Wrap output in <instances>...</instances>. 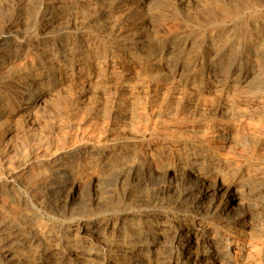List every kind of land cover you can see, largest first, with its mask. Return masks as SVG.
<instances>
[{
    "label": "bare ground",
    "instance_id": "1",
    "mask_svg": "<svg viewBox=\"0 0 264 264\" xmlns=\"http://www.w3.org/2000/svg\"><path fill=\"white\" fill-rule=\"evenodd\" d=\"M100 1L40 0L37 8L42 28L68 14L76 17L90 11ZM198 2L194 3L198 6ZM23 5L20 0L16 11L21 13L26 2ZM105 9L97 10L88 22L108 17ZM20 20L8 19L0 35V124L9 112L30 114L49 92L68 80H82L89 57L94 58L98 68L106 64L94 50L96 41L85 32L54 46L45 44L47 40H37L35 57L25 55V44L11 39V31ZM108 24L105 19L97 29L104 32ZM220 42L212 37L195 42L202 52L195 60L199 72L186 71L178 63L171 66L177 56L175 43L165 42L157 61L143 69L133 63L134 53L128 48L123 62L108 65L110 72L102 73L103 78L123 87L133 79H148L159 88L170 85L168 92L166 88L156 92L153 88L154 95L143 102L132 96L135 100L118 99L110 109L104 104L95 105L93 112L101 117L100 126L95 122V126L88 127L77 113L75 126L79 131L75 135L56 125L59 134L34 131L29 139L24 138L21 148L12 145L16 151L0 155V264H264V222L254 229L246 222L252 209L257 208L254 200L264 211V68L258 65L257 51L251 45L244 54L231 55V47H219ZM189 43L183 40L182 47ZM21 58L24 61L15 65ZM103 85L109 90L110 86ZM11 88L24 101L16 102L13 108L7 97ZM140 92L144 94L145 90ZM235 155L247 161L236 165ZM61 219L66 221L59 223ZM182 230L185 233L180 235Z\"/></svg>",
    "mask_w": 264,
    "mask_h": 264
},
{
    "label": "rangeland",
    "instance_id": "2",
    "mask_svg": "<svg viewBox=\"0 0 264 264\" xmlns=\"http://www.w3.org/2000/svg\"><path fill=\"white\" fill-rule=\"evenodd\" d=\"M24 1V5L26 2V6L25 9L22 10V12H17L16 11V6L19 4L20 0H17V2L15 0H4V2L2 0H0V35H2L5 31V25L8 21V19H15V18H21V20L19 21L17 26H14L12 31H11V39L17 42H22L23 44H25V49H24V53L25 55L28 54V56H31L32 58L35 57L36 55V45L38 43L37 40H47L44 43L45 44H50V45H56L60 42H62V40L66 39V38H75L76 35H78L80 32H85L86 36H88L91 40L96 41L97 44L95 49L98 54H100L99 58L101 60H106L105 63H102V68H98L96 67V65L94 64L95 60L94 58L89 57V61H88V65L86 64L82 74L85 75L84 78L79 79V78H73L71 80H68L66 83L61 84L60 86L55 87V89H53L51 92H49L48 94L50 95H46L44 100L41 102V106L39 105L36 108H34L32 112L26 113L24 111H12L7 113V115L3 118L2 123L0 124V155L1 154H10L14 151H16V149H12L14 148H21L22 146V142L25 141V139H29L31 134L34 133H46L48 135H52L53 134H59L60 131L58 129V127H62L64 129V131H69V135H75L79 130L77 128L76 123L79 121L80 119H83L86 121L85 125H88V127H92L95 122H96V126H100L101 122V117H98L96 115V112H93V106H97L99 104H104L106 106V109H109L114 105V103L116 104V102H118V99L122 100V99H129L132 98L133 100H135L137 98L136 101L141 100L140 102H143L144 100L149 99L150 97H152L154 95V93L156 92L157 89H165L166 92L169 91V86L170 85H164L163 87H156L155 85H153L152 82H150L148 79H142V81L138 80V79H133V80H137L140 82V84L137 81H130L129 83H127L124 87L122 85H119L118 82H114L113 80H108L103 78L102 73L104 74H108L110 72V68L108 67V65H112L115 62H123V55L124 57L126 56L127 49H131L130 52H133L134 56H133V63H137V65H139L141 67V69H143L145 66H150L151 63H154L156 60L157 61V55H159V53L162 50V46L165 42H170V43H175L176 46V53L177 56L175 57L174 60L171 61V66L174 63H178L180 64V66H182L183 69H185L186 71H194V72H199L200 67L196 65L195 60L199 55H202L201 51L199 48L196 47V43L200 40H210L211 37L213 38V40H220V44L219 47H222L226 44L229 45V47H231L230 49V54L231 55H240V54H244L245 49H247V47L249 45H251V47L254 49V52H256L258 54L257 56V63L258 65H260L261 69L263 70L264 68V0H193L194 2H198V6L196 5V3L192 2V0H144L143 2H136L135 0H102L100 1V3H97V5L92 6V8H90V11H82L83 13H78L75 17V15L72 14H68L66 16H63L64 20L62 17H60L59 19H57L53 24L55 25H50L47 28H42V18L38 13V6L39 3L37 0H23ZM37 1V2H36ZM110 1V2H109ZM130 1V2H129ZM158 1V2H157ZM208 1V2H207ZM240 1V2H239ZM253 1V2H252ZM33 4H32V3ZM35 2V3H34ZM102 2V3H101ZM125 2V3H124ZM147 2V3H146ZM152 2V3H151ZM182 2V3H181ZM250 2V3H249ZM252 2V3H251ZM6 6L8 4L7 7ZM29 3V4H28ZM119 3V4H117ZM124 3V4H123ZM129 5H127V4ZM141 3V4H140ZM146 3V4H144ZM179 3V4H178ZM216 3V5L214 4ZM17 4V5H16ZM28 4V9H26ZM36 4V5H35ZM103 4V5H101ZM109 4V5H108ZM117 4V5H116ZM134 4H136L135 6H133ZM143 4V5H142ZM169 4V5H168ZM192 4V5H191ZM213 4V5H212ZM220 4V5H219ZM246 4V5H244ZM23 5V6H24ZM111 5V6H110ZM123 5V9L121 8ZM145 5V6H144ZM177 5V6H176ZM182 5V6H180ZM195 5V6H194ZM202 5V6H201ZM235 5V6H234ZM250 5V6H249ZM12 6V7H11ZM33 6V11L30 10V8L32 9ZM110 6V7H109ZM125 6V7H124ZM128 6V7H127ZM143 6V7H142ZM148 6V7H146ZM206 6V7H205ZM244 6V7H243ZM247 6V7H245ZM253 6V7H252ZM96 7V8H95ZM135 7V8H134ZM141 7V8H140ZM216 7V8H214ZM219 7V8H218ZM249 7V8H248ZM256 7V8H254ZM14 8V9H12ZM100 8L105 9L106 14L109 15L108 17L105 18V16H100L99 18L93 20V21H89L88 19L91 15H93L95 12H97V10H99ZM118 8H120L118 10ZM138 8V9H137ZM147 8V9H146ZM150 8V9H149ZM206 8V9H205ZM208 8H210L208 11ZM212 8V9H211ZM218 8V10H217ZM226 8V9H225ZM234 10H233V9ZM243 8V9H242ZM35 9V10H34ZM92 9V10H91ZM94 9V10H93ZM110 9V10H109ZM125 9V10H124ZM143 9V10H142ZM145 9V10H144ZM192 11H191V10ZM204 9L207 11L205 12ZM237 9V10H236ZM250 9V10H249ZM7 10V11H6ZM13 10V12H12ZM89 10V9H88ZM118 12H117V11ZM122 10H123V15H122ZM137 10L139 13H137ZM174 10V11H173ZM212 10V11H211ZM26 12V14H24V12ZM28 11V12H27ZM113 13H112V12ZM142 11V12H141ZM150 11V12H148ZM171 11V12H170ZM230 11V12H229ZM242 11V12H241ZM5 12H7L5 14ZM31 12V13H30ZM91 12V14H90ZM141 12V13H140ZM143 12L144 15H143ZM204 12V13H203ZM212 12V13H211ZM218 14H217V13ZM230 13L227 15V13ZM238 12V13H237ZM251 12V13H250ZM261 12V13H260ZM12 15H11V14ZM19 13V14H18ZM28 13V14H27ZM121 13V14H120ZM130 13V14H129ZM133 13V14H132ZM149 13V14H147ZM226 13V14H225ZM237 13V16H236ZM242 13V14H241ZM23 14V15H22ZM32 14V15H31ZM34 14V15H33ZM136 16H135V15ZM141 14V15H138ZM159 14V15H158ZM204 14V15H202ZM234 14V15H233ZM17 15V16H16ZM21 15V16H19ZM81 17H80V16ZM83 15V17H82ZM115 15V16H114ZM128 15V16H127ZM149 15V16H148ZM196 15V16H195ZM212 15V16H211ZM233 15V16H232ZM244 15V16H243ZM16 16V17H15ZM26 17L23 18V17ZM67 16L69 18H67ZM74 16V17H73ZM112 16V17H110ZM123 16V17H122ZM128 18H127V17ZM131 16V18L129 17ZM137 18H135V17ZM155 16V17H153ZM159 16V17H158ZM197 18H195V17ZM203 16V17H202ZM211 16V17H210ZM236 16V17H235ZM5 17V18H4ZM11 17V18H10ZM14 17V18H13ZM78 17V18H77ZM104 17V18H102ZM110 17V19H109ZM143 17V18H141ZM147 17V18H146ZM152 17V18H150ZM185 17V18H184ZM193 17V18H192ZM200 17L205 18L206 20H202V18L200 19ZM232 17V18H231ZM256 17V18H255ZM262 17V18H260ZM74 18V20H73ZM80 18V20H78ZM85 18V19H83ZM102 18V19H101ZM112 18V20H111ZM134 20H133V19ZM146 18V19H145ZM154 18H159V19H154ZM170 18V19H169ZM217 18V19H216ZM224 18V19H223ZM25 19V20H24ZM32 19V20H31ZM34 19V20H33ZM69 19V20H68ZM104 19V20H103ZM105 19L106 22L108 24V28L109 30H105L104 32L100 31L97 29L98 24L100 23H105ZM115 21H114V20ZM139 19V20H138ZM144 19V21H142ZM175 19V20H174ZM178 19V20H177ZM219 19V20H218ZM222 19L223 22H220V20ZM227 19L229 21H227ZM263 19V20H262ZM38 20V21H37ZM61 20V21H59ZM63 20V21H62ZM82 20H84L82 22ZM99 23H98V21ZM149 20V21H148ZM180 20V21H179ZM197 22H194V21ZM210 20V21H209ZM212 20V21H211ZM254 20V21H253ZM72 21V22H71ZM75 23H74V22ZM103 21V22H100ZM114 21V23H113ZM131 21V22H130ZM136 21V22H135ZM141 21V22H139ZM173 21V22H172ZM175 21L178 24H175ZM205 21V22H204ZM236 21V22H234ZM37 22V23H36ZM39 22V23H38ZM41 22V23H40ZM60 24H58V23ZM88 22V23H87ZM97 22V24H96ZM116 22V23H115ZM123 22V23H122ZM139 22V23H138ZM146 22V23H145ZM156 22V23H155ZM207 22V24H206ZM209 22V23H208ZM217 22V23H216ZM234 22V23H233ZM239 22V23H238ZM21 23V24H20ZM25 23V24H24ZM29 23V24H27ZM72 23V24H71ZM77 23V24H76ZM86 23V24H85ZM137 23V24H136ZM171 23V24H170ZM173 23V24H172ZM191 23V25L189 24ZM196 25H195V24ZM212 23V24H210ZM250 23V24H249ZM254 23V24H253ZM20 24V25H19ZM57 24V25H56ZM82 24V25H81ZM88 24V26H87ZM91 24V26H89ZM95 24V25H94ZM136 24V25H135ZM143 24V25H142ZM149 24V25H148ZM154 26V27H152ZM160 24V25H159ZM170 24V25H169ZM175 24V25H174ZM202 24V25H200ZM221 24V25H220ZM3 25V27L1 28V26ZM31 25V26H30ZM118 25H120L118 27ZM126 25V26H125ZM128 25V26H127ZM132 25V26H131ZM144 26V27H141ZM188 25V27H187ZM229 25V27H228ZM248 25V27H247ZM251 25V26H249ZM40 26V27H39ZM74 26V27H73ZM80 26V27H79ZM94 26L96 28H94ZM125 26V27H124ZM166 26V27H165ZM185 26V27H184ZM192 26V27H191ZM194 26V27H193ZM198 29H196V27ZM207 26V27H206ZM209 26V28H208ZM214 26V27H213ZM238 26V27H237ZM246 26V27H245ZM52 28L50 30V28ZM67 27V28H66ZM70 27V28H69ZM72 27V28H71ZM90 27V28H89ZM114 29H113V28ZM129 27V28H128ZM141 27V28H140ZM152 27V28H151ZM177 27V28H176ZM179 27V29H178ZM184 27V28H182ZM234 27V28H233ZM258 27V28H257ZM35 28V29H33ZM41 28V29H39ZM49 28V29H48ZM62 28L63 31H61L60 29ZM65 28V31H64ZM85 28V29H84ZM111 28V30H110ZM118 28V29H117ZM120 28V29H119ZM127 28V29H124ZM131 28V29H130ZM144 28V29H143ZM188 28V30H187ZM202 28V29H201ZM260 28V29H259ZM15 29V30H14ZM37 29V30H36ZM69 29V30H68ZM73 29V30H72ZM115 29H116V33H115ZM130 29V30H129ZM136 29V30H135ZM149 29V30H148ZM168 29V30H167ZM170 29V30H169ZM185 29V30H184ZM258 29V30H257ZM48 30V31H47ZM78 30V31H77ZM123 30V31H122ZM126 30V31H124ZM173 30V31H172ZM179 30V31H176ZM204 30V31H203ZM209 30V32H208ZM215 30V31H214ZM221 30V31H220ZM36 33H34V32ZM58 31V32H57ZM74 31V32H73ZM111 31L113 32L112 34H108L109 32L111 33ZM120 31V33H119ZM146 31V32H145ZM153 31V32H152ZM189 31V32H188ZM228 31V32H227ZM249 31V32H248ZM16 32V33H15ZM28 32V33H27ZM45 32V33H44ZM62 32V33H60ZM72 32V33H71ZM100 32V33H99ZM124 32V33H123ZM139 32V33H137ZM164 32V33H163ZM175 32V33H173ZM192 32V33H191ZM251 32V33H250ZM254 32V33H253ZM24 33V34H23ZM31 33V34H30ZM32 33H34L32 35ZM40 33V34H39ZM49 33V34H46ZM97 33V34H96ZM102 33V34H101ZM107 33V34H105ZM123 33V35H122ZM129 33V34H128ZM132 35H131V34ZM142 33V34H141ZM177 33V34H176ZM182 33V34H181ZM203 33V34H202ZM226 33V34H225ZM22 36H21V35ZM101 34V35H100ZM115 34V35H114ZM117 34V35H116ZM127 34V35H125ZM156 34V35H155ZM197 34V35H196ZM251 34V35H250ZM258 34V35H257ZM20 35V36H19ZM30 35V36H29ZM39 35V36H38ZM41 35V36H40ZM64 35V36H63ZM95 35V37L93 36ZM97 35V36H96ZM100 35V36H99ZM121 35V36H120ZM134 35V36H133ZM142 35V36H141ZM160 35V36H159ZM168 35V36H167ZM202 35V36H201ZM250 35V36H249ZM91 36V37H90ZM108 36V37H106ZM139 36L141 37L139 38ZM151 36V39H149ZM171 38H170V37ZM176 36V37H175ZM182 36V37H181ZM14 37V38H13ZM22 37V38H21ZM43 37V38H42ZM57 37V38H56ZM62 37V38H61ZM104 37V38H103ZM148 37V38H147ZM173 37V38H172ZM261 37V39H260ZM1 38V37H0ZM20 38V39H18ZM26 38V39H25ZM34 38V40H33ZM55 38V39H54ZM107 38V39H106ZM113 38V39H112ZM116 38V39H115ZM139 38V40H138ZM162 38V40H161ZM184 38V39H183ZM187 38V39H186ZM222 38V39H221ZM229 38V39H228ZM259 40H258V39ZM59 39V40H58ZM96 39V40H95ZM112 39V40H111ZM160 39V40H159ZM254 39V40H253ZM20 40V41H19ZM33 42H31V41ZM36 40V42H35ZM118 40V41H117ZM125 42H124V41ZM131 40V41H130ZM148 40V42H147ZM182 40V41H181ZM183 40H189L191 45H187V46H183L182 47V42ZM196 40V41H193ZM198 40V41H197ZM223 40V41H222ZM244 40V41H243ZM27 41V42H26ZM58 41V42H57ZM101 41H105L104 43H101ZM117 41V42H116ZM128 41V42H127ZM130 41V42H129ZM135 41V43H134ZM152 41V42H151ZM179 41V42H178ZM236 41V42H235ZM261 41V43H260ZM48 42V43H47ZM51 42V43H50ZM139 42V43H138ZM142 42V43H141ZM193 42V43H192ZM196 42V43H195ZM242 42V43H241ZM244 42V43H243ZM256 42V43H255ZM259 42V43H258ZM30 43V44H28ZM131 43V44H130ZM154 43V44H153ZM189 43V44H190ZM103 44H105L103 46ZM114 44V45H112ZM148 44V46H147ZM158 44V45H157ZM180 44V45H179ZM237 44V45H236ZM255 44V45H254ZM31 47H29V46ZM35 45V46H33ZM98 45V46H97ZM123 45V46H122ZM125 45V46H124ZM132 45V46H131ZM156 45V46H155ZM236 45V46H235ZM248 45V46H247ZM259 45V46H258ZM262 45V46H261ZM112 46V47H110ZM129 46V47H127ZM160 46V47H159ZM35 47V48H34ZM107 47V48H106ZM110 47V49H109ZM116 47V48H114ZM182 47V48H181ZM188 47V48H187ZM191 47V48H190ZM194 47V48H193ZM255 47V48H254ZM261 47V48H260ZM121 48V49H120ZM148 48V49H147ZM154 48L156 51H154ZM102 49V50H101ZM106 49V50H105ZM117 49V50H116ZM133 49V50H132ZM141 49V50H140ZM180 49V50H179ZM193 49V50H192ZM199 49V50H198ZM260 49V50H258ZM262 49V50H261ZM34 50V51H33ZM112 50V51H111ZM195 50V51H194ZM28 51V52H26ZM137 51V53H136ZM113 52V53H112ZM144 52V53H143ZM155 52V53H154ZM194 52V53H193ZM107 53V54H106ZM124 53V54H123ZM263 53V54H262ZM104 54V55H103ZM106 54V55H105ZM141 54V55H140ZM143 54V55H142ZM149 54V55H148ZM194 54V56H193ZM33 55V56H32ZM112 55V57L110 56ZM145 55V56H144ZM181 55V56H180ZM25 56L24 58H31ZM114 56V57H113ZM122 56V57H121ZM150 56V57H149ZM262 58H261V57ZM189 57V58H188ZM21 58L18 62L15 63V65H19L20 63H22V59ZM31 58V59H32ZM126 58V57H125ZM152 58V59H151ZM111 59V60H110ZM191 59V60H190ZM147 61V62H146ZM60 62H65L64 60H61ZM148 63V64H147ZM119 69V68H118ZM63 71V70H62ZM85 71V72H84ZM264 71V70H263ZM108 72V73H107ZM87 76V77H86ZM95 78H94V77ZM101 78V79H100ZM100 79V80H99ZM79 80V81H78ZM100 83L95 82V81ZM80 81L83 83L80 84ZM90 81V82H89ZM104 81V82H103ZM146 81L148 82V84H146ZM73 82V83H72ZM75 82V84H74ZM88 82V83H87ZM105 84V86H110L109 90L108 87H103ZM107 82V83H106ZM135 83L138 84L135 86V84H131ZM144 82V83H142ZM69 83V84H68ZM70 83L72 84L70 86ZM78 83V84H77ZM98 84V86L96 87V85L94 84ZM114 83V84H113ZM118 83V84H117ZM150 84V86H149ZM81 87H80V86ZM91 85V87L89 86ZM94 85V87H93ZM112 85V86H111ZM115 85V87L113 86ZM119 85V86H118ZM132 85V86H131ZM66 86H69V90ZM84 86V88H83ZM88 86V87H87ZM119 88H118V87ZM122 86V88H121ZM141 86V87H140ZM143 86V87H142ZM146 86V87H145ZM162 86V85H161ZM59 87V88H58ZM118 90H117V88ZM133 87V88H132ZM138 88L137 90H135L136 88ZM150 87V88H149ZM65 88H67L66 91ZM91 88V89H90ZM93 88V90H92ZM107 88V89H106ZM112 90H111V89ZM116 90H115V89ZM126 88V90H125ZM131 88V90H130ZM145 88V89H143ZM155 89V92L152 89ZM86 89V90H85ZM96 89V90H95ZM105 89L108 91L106 92ZM123 89V90H122ZM145 90L146 94L144 96L143 91ZM57 90V91H56ZM59 90V91H58ZM80 90V91H79ZM83 90V91H81ZM91 90V92H90ZM95 90V91H94ZM98 90V91H97ZM103 90V91H101ZM130 90V91H129ZM150 92H149V91ZM55 91V92H54ZM66 91V92H65ZM77 91H79L77 93ZM93 91V92H92ZM106 93H105V92ZM114 91V92H113ZM116 91V92H115ZM120 91V93H119ZM125 91V92H123ZM138 91L140 92L139 94ZM153 91V92H152ZM99 92V93H97ZM129 92V94H128ZM136 92V93H134ZM11 95H10V94ZM90 93V94H89ZM96 93V94H95ZM103 93V94H102ZM134 93V94H133ZM76 94V95H75ZM84 94V95H83ZM89 94V95H88ZM110 96H108V95ZM128 94V96H127ZM142 94V95H141ZM16 95V96H15ZM75 95V96H74ZM104 95V97L102 96ZM114 95V96H113ZM118 95V96H117ZM122 95V96H121ZM140 95V96H139ZM148 95H150L148 97ZM18 96V97H17ZM86 96V97H85ZM89 96V97H87ZM102 96V97H100ZM117 96V97H116ZM123 96H125L123 98ZM134 96V98L132 97ZM7 97L9 99V107L13 108L16 102H19V104L23 103V99L21 96H19L17 93L14 92V88L9 89V91L7 90ZM16 97V98H15ZM82 99H81V98ZM83 97H85L83 99ZM105 97H107L106 99H104ZM109 97V98H108ZM111 97V99H110ZM116 97V98H115ZM119 97V98H118ZM138 97L140 99H138ZM142 97V99H141ZM145 97V98H144ZM14 98V99H13ZM19 98V99H18ZM80 100H79V99ZM99 98V99H97ZM114 98V99H112ZM12 99V100H11ZM71 99V100H70ZM75 99V100H74ZM108 99V100H107ZM110 99V101H109ZM74 100V101H73ZM94 102H93V101ZM22 101V102H21ZM85 105L84 104V102ZM89 103H86L88 102ZM11 102V103H10ZM71 102V103H70ZM82 104H81V103ZM101 102V103H100ZM105 102V103H104ZM114 102V103H113ZM73 103V104H72ZM91 103V104H90ZM112 103V104H111ZM43 104V105H42ZM67 104V105H66ZM73 106H72V105ZM78 104V106H77ZM88 104L90 105L88 107ZM110 104V105H109ZM76 105V106H75ZM86 106L87 108L83 106ZM92 105V108H91ZM13 106V107H12ZM80 106V107H79ZM108 106V107H107ZM77 109V111L75 110V108ZM70 110L73 109V110ZM80 108V109H79ZM87 109V110H86ZM90 109V110H89ZM67 110V111H66ZM84 110V111H82ZM92 110V111H91ZM76 111V113L74 112ZM88 111V112H86ZM92 112V113H89ZM23 112V113H22ZM35 112L36 115L34 114ZM66 112V113H65ZM83 114H82V113ZM24 115H22V114ZM34 115H33V114ZM73 113V114H72ZM80 116L79 118L78 115ZM95 113V114H94ZM30 116H29V115ZM32 114V115H31ZM66 114V115H65ZM82 114V115H81ZM72 115V116H71ZM89 115V116H88ZM93 115V116H91ZM27 116V117H26ZM37 118H36V117ZM39 116V117H38ZM91 116V117H90ZM34 117V119L32 118ZM60 117V118H59ZM66 119H65V118ZM72 117V118H70ZM83 117V118H81ZM85 117V118H84ZM90 117V119H89ZM26 118V119H25ZM92 118L94 120H92ZM32 119V120H31ZM36 119V120H35ZM54 119H58L54 122ZM61 119V120H60ZM77 119V121H75ZM100 119V120H99ZM31 120V121H30ZM35 122H34V121ZM53 122H52V121ZM64 120V121H63ZM73 120V121H72ZM88 120V121H87ZM27 121V122H26ZM34 123H33V122ZM37 121V123H36ZM39 121V122H38ZM45 121L47 122L46 126H45ZM61 121V122H60ZM67 123H66V122ZM69 121V122H68ZM99 121V122H97ZM52 124H50V123ZM58 122V123H57ZM65 122V123H63ZM73 122V124H71ZM30 123V124H29ZM55 123V125H53ZM60 123V124H59ZM36 124V125H35ZM49 124L51 126H49ZM59 124V125H58ZM8 125V126H7ZM58 127H57V126ZM66 125V126H65ZM72 125V126H71ZM84 125V126H85ZM94 125V126H95ZM45 126V127H44ZM56 126V129L53 128ZM77 130H75L76 128ZM83 126V127H84ZM11 127V128H10ZM36 128V129H35ZM50 131H48V129ZM53 128V129H52ZM73 128V129H72ZM75 128V129H74ZM41 129V131H39ZM47 129V130H46ZM55 129V130H54ZM33 130V131H32ZM48 131V132H47ZM75 131V132H74ZM53 132V133H52ZM59 132V133H58ZM5 133V134H3ZM33 133V134H34ZM71 133V134H70ZM30 135V136H29ZM26 137V138H25ZM2 138H5L4 140ZM23 138V139H22ZM25 138V139H24ZM19 140V141H18ZM21 142V143H20ZM16 144V145H15ZM13 145V147H12ZM20 146V147H19ZM10 148V149H7ZM4 149V150H3ZM7 149V150H6ZM11 149L13 151H11ZM11 151V152H10ZM1 157V156H0ZM241 159V160H240ZM247 161L245 160L244 157H241L240 155H235L234 156V163L236 165H241L244 164V162ZM0 168L2 167V159L0 158ZM256 205H254L255 209H252V214L247 217L246 222L254 229L256 228V226L258 227L260 223L264 222V211L261 210V203H259L257 200L254 202ZM258 203V204H257ZM136 211V210H135ZM256 214V215H255ZM254 215V216H252ZM256 216V217H255ZM255 218V220H254ZM261 218V219H260ZM258 220V221H257ZM66 220H59V223H64ZM260 222V223H259ZM254 226V227H253ZM183 232V233H182ZM185 230L181 231V234H184ZM262 252H264V245L262 247Z\"/></svg>",
    "mask_w": 264,
    "mask_h": 264
}]
</instances>
